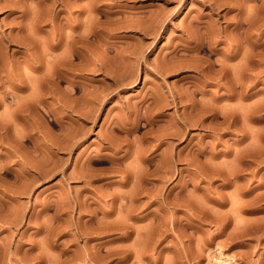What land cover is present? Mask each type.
<instances>
[{
	"label": "rangeland",
	"instance_id": "obj_1",
	"mask_svg": "<svg viewBox=\"0 0 264 264\" xmlns=\"http://www.w3.org/2000/svg\"><path fill=\"white\" fill-rule=\"evenodd\" d=\"M15 1L0 0V264H264V0H49L94 5L83 33L93 19L103 40L68 54L59 85L32 70Z\"/></svg>",
	"mask_w": 264,
	"mask_h": 264
},
{
	"label": "bare ground",
	"instance_id": "obj_2",
	"mask_svg": "<svg viewBox=\"0 0 264 264\" xmlns=\"http://www.w3.org/2000/svg\"><path fill=\"white\" fill-rule=\"evenodd\" d=\"M21 1V0H20ZM19 0H18V2H17V0L15 1V3H13V4H15V6H13V9H11V10H13V12L12 13H16L17 11L19 12V14L20 15H18L17 16V18H18V20L20 19V21L17 23L18 25H19V32H20V34L21 35H23V36H25V38L27 37V38H29L30 40H31V46L29 47L30 49H31V52L32 51H34V50H36V48L38 47V50H39V48H40V52H41V54H40V58H37V56H35V58L33 57L32 59H34V60H32L31 59V64H30V66H31V68H32V70L33 71H35V72H37L38 74H39V77H41V78H44V79H47V80H51L52 79V82H51V84L55 81H53V78H56L57 80H58V82H56L57 84L59 83V82H62L65 78V76H64V73H66V66L68 65V64H70L69 62H71L72 63V61H68V54H70L71 56H73V59H74V57L75 58H79V57H81V56H79L80 55V53H81V51H83V49H84V46H83V44H85L84 42H87L86 43V46H87V44L88 43H90L89 42V39H87V37L89 36V34H91L92 36L91 37H93L94 38V40H100L101 41V39H102V37H100V36H98V31L99 30H97V32H96V21H94L93 19H92V23H91V25L92 26H90V24H89V34H88V36L86 37L85 35H86V33L84 32L83 33V21H82V15L84 14V12H85V10L87 9V6H86V9L83 7V6H81L80 4L78 5L77 4V1H83V0H77L76 2L74 1L72 4L70 3V2H67V3H70V4H64V3H66L65 1H63V9L61 8V10H54V11H52L51 9V7L48 9V10H50V11H48V13H47V11L45 10L46 9V3L49 1V0H26L27 1V4H25V3H23V5L25 4L27 7H28V9L30 10V14H29V16H28V12L26 13V10H24L22 7H23V5H22V2L19 4V2H20ZM25 1V0H24ZM51 1V0H50ZM88 1V0H87ZM111 1V0H110ZM109 1V2H110ZM113 1V0H112ZM133 1V0H132ZM242 1H248L249 3L250 2H252V3H257L258 1H260V0H240V2H242ZM60 2H62V0H60ZM91 2H93V4H95L96 2H97V0H91ZM208 2V1H207ZM245 2V3H246ZM247 2V3H248ZM55 3H57V2H53V4H55ZM89 3V2H88ZM100 3V2H99ZM243 3V2H242ZM12 4V3H11ZM48 4V3H47ZM49 4H51V2H49ZM48 4V5H49ZM60 4V3H59ZM58 4V5H59ZM89 4H91V3H89ZM92 4V5H93ZM217 4V3H216ZM20 5V6H19ZM91 5V6H92ZM234 5V4H233ZM243 5V4H242ZM252 5V4H251ZM255 5V4H254ZM11 6V5H10ZM10 6H7V7H10ZM46 6V7H45ZM50 6V5H49ZM56 6V5H55ZM97 6V5H96ZM213 6V5H212ZM234 6H236V5H234ZM54 7V6H53ZM59 7V6H58ZM89 7V6H88ZM92 7H95L94 5L92 6ZM92 7H89L90 9L92 8ZM216 7V6H215ZM258 7H260V6H258ZM45 8V9H44ZM264 8V7H263ZM3 9H5L4 7H3ZM10 9V8H9ZM27 9V8H26ZM55 9V8H54ZM58 9V8H57ZM97 9H99V8H96V10ZM238 9V8H237ZM252 9V8H251ZM257 9V8H256ZM45 10V11H44ZM92 10V9H91ZM95 10V11H96ZM127 10V9H126ZM253 10V9H252ZM251 10V11H252ZM87 11V10H86ZM250 11V10H249ZM250 11V12H251ZM255 11V10H254ZM254 11H252V12H254ZM10 12V13H11ZM17 12V13H18ZM46 12V13H45ZM89 12H91L90 10L88 11V15L91 17V15H92V13H93V10H92V12L91 13H89ZM100 12V11H99ZM109 12V11H108ZM140 12V11H139ZM158 12V11H157ZM238 12V11H237ZM241 12V11H240ZM239 12V13H240ZM16 13V14H17ZM61 13H66L68 16H67V18H61L60 16V14ZM86 13V12H85ZM98 13V12H97ZM104 13V12H103ZM137 13V12H136ZM256 13V12H255ZM105 14V13H104ZM238 14V13H237ZM93 15H97L98 16V14H93ZM121 15V14H120ZM124 15V14H123ZM156 15V14H155ZM159 15V14H158ZM96 16V17H97ZM108 16V15H107ZM160 16V15H159ZM66 17V16H65ZM89 17V18H90ZM110 17V16H109ZM112 17V16H111ZM119 17V16H118ZM140 17V16H139ZM255 15H252V19L250 20V22H249V20H248V22H249V24L251 23V25L254 27L255 26ZM91 18H93V16L91 17ZM90 18V19H91ZM95 18V17H94ZM153 18H155V16L153 17ZM204 18V17H203ZM253 18H254V22H253ZM257 18V17H256ZM89 19V20H90ZM114 19H115V17H114ZM119 19V18H118ZM159 19H161V18H159ZM15 20V19H14ZM97 20V19H96ZM106 20H108V19H106ZM140 19H138V21H139ZM155 20H158V18H155ZM197 20H199V18L197 19ZM202 20V19H201ZM241 20V19H240ZM17 21V20H16ZM152 21H153V23H154V20L152 19ZM160 21V20H159ZM243 21H244V19H243ZM25 23L26 22V25H27V22H30L29 23V28L31 29H28V27H27V29L25 28V26H23V25H21L22 23ZM88 22H91V21H88ZM111 22V21H110ZM113 22V21H112ZM111 22V23H112ZM115 22V21H114ZM118 22V21H117ZM136 22V21H135ZM156 22V21H155ZM238 22V21H237ZM237 22L235 23L237 26H236V28L238 27V25H240V23L241 22H238L239 24H237ZM246 22V21H245ZM247 22V23H248ZM150 23H152V22H150ZM149 23V27H151V26H153V24H150ZM158 23V22H157ZM156 23V24H157ZM17 24H16V26H17ZM97 24H99L98 22H97ZM101 24V23H100ZM110 24V23H109ZM115 24V23H114ZM113 24V25H114ZM117 24V26H118V23H116ZM137 24V23H136ZM199 24H201V23H199ZM25 25V24H24ZM102 25V24H101ZM111 25V27L109 28V29H112V27H114V26H112V24H110ZM151 25V26H150ZM159 25V24H158ZM197 25V24H196ZM100 26V25H99ZM116 26V27H117ZM251 26V27H252ZM108 27V26H107ZM129 27V26H128ZM252 27V29H254ZM47 29V28H49V30L47 31V30H44V29ZM103 28V27H102ZM115 28V27H114ZM124 28V27H123ZM123 28H122V30H123ZM155 28H156V26H155ZM235 28V29H236ZM239 28V27H238ZM116 29V28H115ZM117 29H120V26H119V28L117 27ZM125 29H127L126 27H125ZM133 29V28H132ZM256 29V28H255ZM137 32H138V34H140L141 35V39H142V36L143 35H145L147 32H145L144 31V27H142L141 25H139L138 27H137ZM162 30V32H163V29H160V31ZM258 30V29H257ZM256 30V31H257ZM102 31V30H101ZM107 31V28H105V32ZM112 31V30H111ZM110 31V32H111ZM118 31V30H117ZM18 32V33H19ZM105 32H103V34L105 33ZM108 32V31H107ZM110 32H109V34H110ZM115 32V31H114ZM150 32V31H149ZM148 32V33H149ZM153 32H154V30H153ZM155 32H156V29H155ZM205 32V31H204ZM207 32V31H206ZM205 32V33H206ZM209 32V31H208ZM237 32V31H236ZM43 33H45V36H46V34H47V36L45 37V39H44V41H43V39H42V41H43V43L42 42H40V40H41V38L39 39V37L37 38V36L39 35V34H43ZM88 33V32H87ZM102 33V32H101ZM112 33H113V31H112ZM147 33V34H148ZM164 33V32H163ZM99 34H100V32H99ZM107 34V33H106ZM152 34V33H151ZM150 34V35H151ZM154 34V33H153ZM152 34V35H153ZM161 34V33H160ZM101 36H102V34H101ZM103 36H105V34L103 35ZM203 36V35H202ZM111 37V36H110ZM109 37V38H110ZM160 37H162V36H160ZM215 37V36H214ZM44 38V37H43ZM101 38V39H100ZM105 38H107V35H106V37ZM145 38V37H144ZM201 38V37H200ZM203 38V37H202ZM22 39V38H21ZM23 39H24V37H23ZM29 39H27V43L28 44H30L29 42H28V40ZM86 39V40H85ZM204 39V38H203ZM203 39H201V40H203ZM18 40V39H17ZM16 40V41H17ZM29 40V41H30ZM85 40V41H84ZM91 40H93V39H91ZM105 40V39H104ZM195 40V39H194ZM21 41V40H20ZM26 41V40H25ZM99 41V42H100ZM103 41V40H102ZM102 41H101V43H102ZM138 41H141V40H138ZM205 41V40H204ZM216 41V40H215ZM19 42V41H18ZM94 42V41H93ZM191 42V41H190ZM26 43V46H25V48L27 49L28 48V44ZM96 43V42H95ZM94 43V44H95ZM105 43V42H104ZM142 43V42H141ZM193 43V42H192ZM197 43V42H196ZM195 43V44H196ZM202 41H198V43L195 45L194 43H193V45H195L196 47H194V49H192L191 48V50L192 51H197V52H199V51H202L203 50V47H204V45H202ZM206 43V42H205ZM21 44H22V42H21ZM92 44V43H91ZM90 44V45H91ZM97 44H98V41H97ZM96 44V45H97ZM206 44H209V43H206ZM20 45V44H19ZM24 45V44H23ZM103 45V44H102ZM141 45V44H140ZM189 45V44H188ZM212 45V44H211ZM93 46V45H92ZM91 46V48H94V46L92 47ZM98 46V45H97ZM136 46V45H135ZM138 46V45H137ZM264 46V45H263ZM88 47H90L89 45H88ZM87 47V48H88ZM129 47V46H128ZM141 47V46H140ZM209 47V46H208ZM252 47L253 48H255L256 46H255V44H252ZM97 48V47H96ZM126 48V47H125ZM135 48H137V47H135ZM187 48H189V47H187ZM186 48V49H187ZM29 49V50H30ZM134 49V48H133ZM204 49H205V47H204ZM90 50L91 49H89V52H90ZM135 50V49H134ZM211 50H213V49H211ZM253 50V49H252ZM88 51V50H87ZM205 51V50H204ZM214 51V50H213ZM35 52H37V51H35ZM34 52V53H35ZM39 52V53H40ZM188 52H190V51H188ZM193 52V53H194ZM210 52H212V51H210ZM38 53V52H37ZM85 53V52H84ZM133 53H135V52H133ZM187 53V52H186ZM31 54H33V53H31ZM65 54H67L66 56H65ZM86 54V53H85ZM191 54V53H190ZM35 55V54H34ZM49 58V56H50V61H49V59L48 58H46V56ZM69 55V56H70ZM93 55V54H92ZM45 56V57H44ZM39 57V56H38ZM90 57V56H89ZM188 57H190V56H188ZM234 57V56H233ZM38 60H37V59ZM44 58H46V61H45V63H44V67L42 66L43 64L41 63V61L42 60H45ZM72 58V57H71ZM204 57H202V59H203ZM80 59H82V58H80ZM79 59V60H80ZM85 59V58H84ZM202 59H201V61H202ZM207 59V58H206ZM206 59H204L205 61H206ZM204 60H203V62H204ZM209 61V60H208ZM214 61H216V60H214ZM48 62V63H47ZM81 62V61H80ZM210 62V61H209ZM222 62V61H221ZM74 63V62H73ZM79 63V62H78ZM82 63V62H81ZM81 63H79L78 65H80ZM91 63H93L92 61H91ZM181 63H185L184 61L182 62L181 61ZM202 63V62H201ZM200 63V64H201ZM212 63V62H211ZM211 63H210V65H211ZM216 63H218V61L216 62ZM251 63V65L249 64V66H248V68H249V70H250V72H251V74L249 75V78H250V80L251 79H254V69H255V64L253 63L252 64V61L250 62ZM50 66V68L49 69H51L52 70V72L46 67V66H48V65ZM77 64V63H76ZM94 64V63H93ZM179 64V63H178ZM203 64V63H202ZM201 64V65H202ZM207 63H205V65H206ZM220 64H222V63H220ZM187 65V64H186ZM197 65V64H196ZM201 65H200V68H201ZM210 65H208L207 66V69L208 68H210L209 66ZM213 65V64H212ZM75 66H77V65H74L73 64V69H74V67ZM176 66V65H175ZM174 66V67H175ZM181 66H183V65H181ZM181 66H179L178 65V67H181ZM203 66V65H202ZM220 66H222L223 68H220V70L218 69V72L221 74V73H223L224 74V72H223V70H225V67H226V69H227V66H223V65H220ZM68 67H69V65H68ZM80 67V66H79ZM173 67V68H174ZM189 67H191V66H189ZM188 67V68H189ZM196 67V66H195ZM48 69V73H49V71H50V73L48 74L47 72H46V70L45 69ZM76 68V67H75ZM177 68V67H176ZM182 68V67H181ZM186 68V67H185ZM192 68V67H191ZM198 68V67H197ZM196 68V69H197ZM199 68V69H200ZM67 69H69V68H67ZM180 69V68H179ZM195 69V68H194ZM204 67H203V71H204ZM221 69H223V70H221ZM64 70H66L65 72H64ZM76 70V69H75ZM156 70L158 71L159 69H157L156 68ZM181 70H183V69H181ZM189 70V69H188ZM198 70V69H197ZM202 70V69H201ZM209 70V69H208ZM207 70V71H208ZM70 72L71 71H74V70H69ZM172 71V70H171ZM176 71V70H175ZM202 71V72H203ZM205 71H206V69H205ZM221 71V72H220ZM159 72V71H158ZM167 72V71H166ZM198 72V71H197ZM217 72V73H218ZM107 73V72H106ZM199 74H200V72H199ZM222 74V76H225V75H223ZM162 75V74H161ZM202 75V74H201ZM209 75V74H208ZM219 75V74H218ZM218 75H216V76H218ZM227 75V74H226ZM232 75V74H231ZM205 76V77H204ZM204 78H206V73H204ZM210 76V75H209ZM221 76V75H220ZM221 76V77H222ZM2 77V76H1ZM1 77H0V79H1ZM38 77V78H39ZM219 77V76H218ZM221 77H219V78H216V79H218V82H219V79L221 78ZM226 77V76H225ZM225 77H224V79H225ZM228 77V81L225 83V81L226 80H223V78L221 79V80H223V83H224V85L225 84H227V83H229L230 82V80H232L231 81V83H229L230 84V88H228V90L230 91H228L229 92V94H227V99H228V101L229 100H232L233 101V99L235 100L236 98H238V96H239V94H236V88H237V86H239L241 83H239V79H235L234 77H231V79H230V75H228L227 76ZM38 78H36L37 80H38ZM41 78H39V79H41ZM115 78V77H114ZM208 78V77H207ZM206 78V79H207ZM214 78V77H213ZM234 78V79H233ZM44 79H42V80H44ZM209 79H211V78H209ZM256 79V78H255ZM12 80V79H11ZM42 80H41V82H42ZM220 80V81H221ZM252 81V80H251ZM251 81H250V83H251ZM1 82H2V79H1ZM1 82H0V84H1ZM40 82V81H39ZM40 82V83H41ZM44 83L45 82H48V81H43ZM42 82V83H43ZM118 82V81H117ZM209 82V81H208ZM210 82H211V80H210ZM218 82H217V86L216 87H218ZM252 82H254V80L252 81ZM40 84V86L42 85L43 86V84ZM56 83L54 84V85H56ZM249 83V84H250ZM47 84H49V83H47ZM202 84V83H201ZM228 84V85H229ZM59 85V84H58ZM212 85V84H211ZM42 86L40 87V89L42 88ZM50 87H51V85H49ZM220 86V85H219ZM226 86V85H225ZM251 86H253V84L251 85ZM2 87V86H1ZM54 87V86H53ZM56 87V86H55ZM221 87V86H220ZM227 87V86H226ZM58 88V87H57ZM200 88V87H199ZM43 89H44V87H43ZM42 89V90H43ZM60 89V88H59ZM52 90V89H51ZM55 90H56V88H55ZM195 90H197V88L195 89ZM200 90V89H199ZM198 90V91H199ZM202 90V89H201ZM199 91L200 92V94H206V93H203V90L202 91ZM227 90V89H226ZM197 91V92H198ZM57 92V91H56ZM154 92H156L157 93V91H155L154 90ZM227 92V91H226ZM49 93V92H48ZM52 93L54 94V90L52 91ZM58 93H59V91H58ZM173 93V92H172ZM51 94V93H50ZM50 94H48V95H50ZM52 94V99H53V97H54V95ZM56 94V96H57V93H55ZM158 94H159V91H158ZM158 94H156V95H158ZM179 96H181L179 93H177ZM182 94V93H181ZM192 94V93H191ZM197 94V93H196ZM58 95H60L61 96V94H58ZM145 95V94H144ZM153 95H154V93H153ZM193 95V94H192ZM195 95V94H194ZM193 95V96H194ZM55 96V97H56ZM159 96V95H158ZM193 96H191V97H193ZM202 96V95H201ZM50 97H51V95H50ZM54 97V98H55ZM145 97V96H144ZM60 99L62 98V97H59ZM51 99V100H52ZM57 99V98H56ZM144 99V98H143ZM32 100V99H31ZM54 100V99H53ZM58 100V99H57ZM179 100H180V97H179ZM237 100V99H236ZM59 101V100H58ZM63 101V100H62ZM74 101H76V100H74ZM145 101V100H144ZM143 101V102H144ZM31 102V101H30ZM54 102V101H53ZM59 102H61V101H59ZM58 102V103H59ZM71 102H72V100H71ZM91 102V101H90ZM140 102V101H139ZM55 103H57V102H55ZM54 103V104H55ZM63 103V102H62ZM72 103H74V102H72ZM100 103V102H99ZM141 103V102H140ZM30 105H31V103H29ZM28 104V105H29ZM50 104H51V102H50ZM54 104H53V106H54ZM64 104V103H63ZM62 104V105H63ZM75 104V103H74ZM159 104V103H158ZM48 105V104H47ZM55 105H57V104H55ZM67 105V104H66ZM70 105V104H69ZM157 105V104H156ZM160 105V104H159ZM204 105V104H203ZM50 106V105H49ZM18 107H19V105H18ZM51 107V106H50ZM67 107V106H66ZM70 107H71V105H70ZM74 107V106H73ZM156 107V106H155ZM155 107L153 108V109H155ZM193 107V106H192ZM57 108V107H56ZM72 108V107H71ZM98 108V107H97ZM159 108V107H158ZM205 108V107H204ZM13 109V108H12ZM14 109H15V107H14ZM14 109L12 110L14 113H15V111H14ZM19 109H20V107H19ZM50 109H52V108H50ZM57 109H59V107L57 108ZM91 109V108H90ZM15 110H18V108H17V106H16V109ZM22 110V109H21ZM54 110V109H53ZM52 110V111H53ZM72 110H73V108H72ZM77 110V109H76ZM92 111H93V109H91ZM25 111V110H24ZM55 111H57V110H55ZM90 111V110H89ZM18 114H19V112H20V110H19V112L18 111H16ZM61 112V111H60ZM77 112V111H76ZM134 112V111H133ZM136 112V111H135ZM157 112V111H156ZM13 113V114H14ZM21 113V112H20ZM27 113V112H26ZM53 113V112H52ZM228 113H229V111H228ZM226 113L227 115L226 116H224V120H225V122H226V124H227V126L229 127V126H231L232 127V125L233 124H235V122L236 121H234L235 120V118H234V114L233 113ZM16 114V113H15ZM156 114V113H155ZM186 114V113H185ZM55 115H57V114H55ZM183 116H184V114H183ZM139 116L137 115V118H138ZM136 118V119H137ZM236 119H237V117H236ZM137 121H138V119H137ZM56 122V121H55ZM57 123H58V121H57ZM237 123V122H236ZM138 125V124H137ZM136 125V126H137ZM133 127V126H132ZM234 127V126H233ZM236 127V126H235ZM138 128V127H137ZM134 129V128H133ZM131 130V129H130ZM137 130V129H136ZM128 132V131H127ZM126 132V133H127ZM125 133V132H124ZM129 134V133H128ZM106 137V136H105ZM106 139V138H105ZM107 140V139H106ZM101 142V141H100ZM109 143H110V140H109ZM108 145V144H107ZM110 146L112 145V144H109ZM122 145V144H121ZM109 146V147H110ZM119 146V145H118ZM109 147H107L108 149H109ZM121 147V146H120ZM119 147V148H120ZM117 148V147H116ZM111 150V149H110ZM115 151V150H114ZM116 152V151H115ZM125 152V151H124ZM127 153H128V151H127ZM126 154V153H125ZM129 154V153H128ZM142 155V154H141ZM124 156V155H123ZM126 156V155H125ZM125 156H124V158H125ZM120 157V156H119ZM127 157H129V156H127ZM143 157V156H142ZM141 157H139V159H140ZM119 160V159H118ZM143 160V159H142ZM146 160V159H145ZM122 161H123V159H122ZM117 162V161H116ZM120 162V161H119Z\"/></svg>",
	"mask_w": 264,
	"mask_h": 264
}]
</instances>
